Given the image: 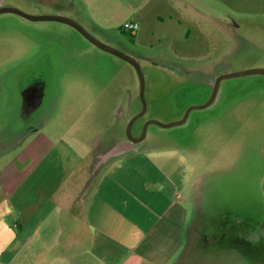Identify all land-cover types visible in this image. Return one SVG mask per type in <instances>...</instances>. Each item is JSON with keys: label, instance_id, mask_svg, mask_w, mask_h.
Returning a JSON list of instances; mask_svg holds the SVG:
<instances>
[{"label": "rangeland", "instance_id": "1", "mask_svg": "<svg viewBox=\"0 0 264 264\" xmlns=\"http://www.w3.org/2000/svg\"><path fill=\"white\" fill-rule=\"evenodd\" d=\"M159 7L155 34L136 42L117 31L107 44L136 56L144 76L146 110L133 137L150 120L177 122L207 103L220 75L264 69V0H168ZM120 106L129 118L114 115ZM140 110L129 64L67 25L0 14V257L22 217L18 202L34 145L52 142L51 155L68 169L79 163L89 181L94 139L97 148L114 143L112 136L126 139L127 121ZM143 143L174 158L170 172L186 189L187 257L180 264H264V75L222 80L209 106L191 110L181 125H148Z\"/></svg>", "mask_w": 264, "mask_h": 264}, {"label": "crops", "instance_id": "2", "mask_svg": "<svg viewBox=\"0 0 264 264\" xmlns=\"http://www.w3.org/2000/svg\"><path fill=\"white\" fill-rule=\"evenodd\" d=\"M10 1L0 0V7L68 17L111 45L125 22L137 25L132 35L136 42L148 31L155 34L152 15L168 0ZM122 110L117 107L114 115ZM111 138L114 143L101 142L99 148L94 139L86 166L89 181L86 171L79 174V163L68 169L61 156L51 155L52 142L46 139L34 145L25 194L18 202L22 217L14 224L17 233L7 243L8 254L0 257V264H180L186 260V189L177 186L170 172L174 158L160 154L154 145L131 146L122 136ZM28 183L31 189L26 188Z\"/></svg>", "mask_w": 264, "mask_h": 264}, {"label": "water", "instance_id": "3", "mask_svg": "<svg viewBox=\"0 0 264 264\" xmlns=\"http://www.w3.org/2000/svg\"><path fill=\"white\" fill-rule=\"evenodd\" d=\"M7 13L17 15V16H19V17H21L27 21H30V22L48 21V22H57V23L67 25V26L73 28L74 30H76L93 47L123 60L124 62H126L127 64H129L133 68V70L136 73L138 83H139V98L141 101V110L137 115L133 116L132 118H130L127 121L126 140L131 146H136V145H139L140 143L143 142V140L145 138V134H146V128L148 125H151V124L157 125V126L162 127V128H170L172 126L181 125L185 122L186 117H187L188 113L190 112V110L197 109V108H205V107L209 106L213 102L217 88H218V86L222 80H225L228 78L245 76V75H254V74L264 75V69H249V70H242V71H238V72H228V73L222 74L218 78H216L214 86H213V92H212L211 98L209 99V101L207 103H205L204 105L199 106V107L189 108L185 112L184 117L180 121H177V122H173L170 124H161L157 121L150 120L143 126L140 136L139 137H133L131 135L132 126H133L134 122L145 113V110H146V104H145V100H144V85H145L144 84V76L141 72V69H140V66H139L137 59H135L132 56L123 54V53L111 48L106 43L96 39L91 34H89L81 25H79L77 22H75L74 20H72L68 17H64V16H60V15H29V14H26V13L18 10L17 8H14L11 6L0 7V14H7ZM263 190H264V186H263Z\"/></svg>", "mask_w": 264, "mask_h": 264}, {"label": "built area", "instance_id": "4", "mask_svg": "<svg viewBox=\"0 0 264 264\" xmlns=\"http://www.w3.org/2000/svg\"><path fill=\"white\" fill-rule=\"evenodd\" d=\"M121 30L124 32H128L131 35H133L134 32L137 30V25L135 23H132V22H125L122 25Z\"/></svg>", "mask_w": 264, "mask_h": 264}, {"label": "flooded vegetation", "instance_id": "5", "mask_svg": "<svg viewBox=\"0 0 264 264\" xmlns=\"http://www.w3.org/2000/svg\"><path fill=\"white\" fill-rule=\"evenodd\" d=\"M214 83H215V81H214ZM214 83L212 84V87L214 86ZM193 110V109H192ZM191 111V110H190ZM140 135H137V136H135V137H139Z\"/></svg>", "mask_w": 264, "mask_h": 264}]
</instances>
